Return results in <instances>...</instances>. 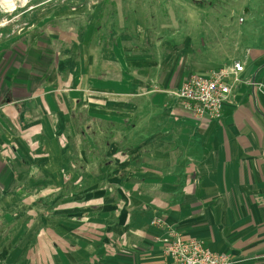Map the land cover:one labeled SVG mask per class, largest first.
I'll list each match as a JSON object with an SVG mask.
<instances>
[{
	"label": "crops",
	"instance_id": "0c3cea01",
	"mask_svg": "<svg viewBox=\"0 0 264 264\" xmlns=\"http://www.w3.org/2000/svg\"><path fill=\"white\" fill-rule=\"evenodd\" d=\"M108 7L63 49L0 64V264H165L169 229L264 264V52L222 118L198 119L172 92L233 68L203 22L159 38Z\"/></svg>",
	"mask_w": 264,
	"mask_h": 264
},
{
	"label": "rangeland",
	"instance_id": "374dc122",
	"mask_svg": "<svg viewBox=\"0 0 264 264\" xmlns=\"http://www.w3.org/2000/svg\"><path fill=\"white\" fill-rule=\"evenodd\" d=\"M112 5L133 6L130 14L138 21L151 15L149 30L159 38L172 37L186 17L203 22V42L233 66L264 52V0H0V64L16 66V52L51 53L58 43L63 49L65 40L79 37L88 17L100 28Z\"/></svg>",
	"mask_w": 264,
	"mask_h": 264
},
{
	"label": "built area",
	"instance_id": "2783aa9c",
	"mask_svg": "<svg viewBox=\"0 0 264 264\" xmlns=\"http://www.w3.org/2000/svg\"><path fill=\"white\" fill-rule=\"evenodd\" d=\"M244 22V18H240ZM245 64L238 61L232 69H213L208 75L193 74L187 77L178 90L172 92L198 119H221L224 106L233 87L241 82L239 75ZM232 75H235L232 79ZM153 223L162 225V218ZM165 254L170 261L165 264H234L230 254L214 252L206 242L187 238L175 229H169L165 238Z\"/></svg>",
	"mask_w": 264,
	"mask_h": 264
}]
</instances>
